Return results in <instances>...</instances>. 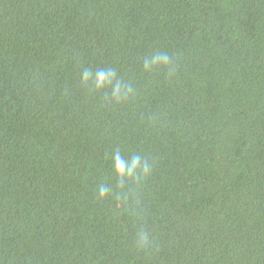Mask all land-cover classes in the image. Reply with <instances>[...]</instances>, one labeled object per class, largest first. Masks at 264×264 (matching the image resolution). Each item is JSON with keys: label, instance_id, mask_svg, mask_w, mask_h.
Segmentation results:
<instances>
[{"label": "trees", "instance_id": "1", "mask_svg": "<svg viewBox=\"0 0 264 264\" xmlns=\"http://www.w3.org/2000/svg\"><path fill=\"white\" fill-rule=\"evenodd\" d=\"M0 264H264V0H0Z\"/></svg>", "mask_w": 264, "mask_h": 264}, {"label": "clouds", "instance_id": "2", "mask_svg": "<svg viewBox=\"0 0 264 264\" xmlns=\"http://www.w3.org/2000/svg\"><path fill=\"white\" fill-rule=\"evenodd\" d=\"M157 61V58H154L153 60V63H156ZM165 62H166V58H165ZM114 75V70L110 73H108V76H112ZM92 74L89 72V71H85L83 73V78L85 81H88L90 78H91ZM105 81V73L103 71H99L95 74V82H96V86H99L100 84L104 83ZM134 164H138L139 161L138 160H134L133 161ZM114 171L115 173L118 175V176H125V175H129L132 173L133 169L129 168L125 169V164H124V161L121 159V157L117 154L115 157H114ZM104 194V190L101 189V195Z\"/></svg>", "mask_w": 264, "mask_h": 264}]
</instances>
